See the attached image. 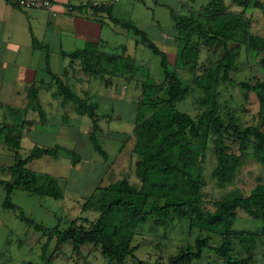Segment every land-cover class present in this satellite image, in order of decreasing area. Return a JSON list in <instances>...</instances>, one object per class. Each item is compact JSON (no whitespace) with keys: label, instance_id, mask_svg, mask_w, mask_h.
<instances>
[{"label":"trees","instance_id":"16d2710c","mask_svg":"<svg viewBox=\"0 0 264 264\" xmlns=\"http://www.w3.org/2000/svg\"><path fill=\"white\" fill-rule=\"evenodd\" d=\"M204 1L196 10L182 5L180 8H185L187 14L170 11L179 47V63L174 69L144 32L111 17L112 5L91 6L94 13H105L113 23L134 33L139 43L153 54L161 56L163 77L152 79L147 64L126 55L124 48L119 54L103 51L102 41L88 43L84 49L65 55L78 64L87 82L96 79L108 88L113 85L112 80L121 79L122 85L134 83L139 95L135 97L133 130L126 138L133 142L128 173L113 182L101 180L80 205L79 212L95 213V220L81 219L79 221L86 225L77 226L78 212L66 228L60 229L59 224L46 228L26 218L22 212L19 214L21 220L46 238L43 248L54 239L57 250L69 244L76 255L81 254L82 247L92 245L107 264H159L136 258L139 248L136 237L140 235V226L152 217L165 221L171 214L186 226L188 236H193V244L183 246L168 264L199 260L205 251L214 254L220 264H251L257 241L264 239V181L256 179L247 195L235 191L213 200L211 209L205 206L202 190L209 153L214 162L212 177L220 185L235 179L244 159L252 157L264 167V37L251 33V24L245 15L252 3L261 9L262 6L258 0H233L241 10L229 12L223 0ZM188 2L194 4L196 0ZM203 44H218L224 53L198 74ZM242 48L246 55L254 52L260 56L261 72L252 82L236 83L229 73L237 66ZM179 69L187 70L190 78L181 79ZM54 81L63 100L72 102L77 113L91 120L89 140L93 150L106 161L107 153L92 137L100 120L97 103L90 101L87 94L82 98L78 96L61 77ZM225 83L246 89V96L254 95L259 125L254 122L240 126L232 116L224 118L219 114L220 87ZM196 92L199 93L198 106H193L191 112L179 110L177 104ZM63 150L59 146L36 147L25 160L5 168L13 177L12 181L4 183L5 208L19 210L10 200L14 188L60 199L56 180L27 169L26 164L41 156L57 157ZM64 151L71 165L76 166L79 162L76 154ZM131 176L137 179L136 184L131 183ZM238 210L260 220L262 227L257 231L231 229ZM213 239H218L217 245H212ZM46 264H51V258Z\"/></svg>","mask_w":264,"mask_h":264},{"label":"rangeland","instance_id":"374dc122","mask_svg":"<svg viewBox=\"0 0 264 264\" xmlns=\"http://www.w3.org/2000/svg\"><path fill=\"white\" fill-rule=\"evenodd\" d=\"M223 1L227 11L241 10L233 0ZM204 2V0H196L194 4H189L188 0H117L112 5L111 17L116 22L129 23L144 32L147 38L164 53L169 67L174 69L179 63L177 61L179 47L172 30L173 20L170 11L187 14L185 8H180L182 5L196 10ZM258 2L262 9L252 3L245 15L249 18L251 33L264 37V0ZM79 25L78 28L86 30L94 42H103L102 50L105 52L119 54L123 46L126 55L147 64L152 79L159 80L163 77L160 66L161 56L153 54L140 44L139 38L134 33L126 31L120 24L116 25L111 19L103 16L100 22L79 21ZM223 53L222 46L218 44L215 46L203 44L198 74L204 66H211ZM259 72H261L260 56L254 52L246 55L242 48L237 66L230 71L229 76L236 83L252 82ZM178 75L183 80L190 78L185 69H179ZM64 81L68 82L71 90L78 96L82 98L83 95L88 94L89 100L97 103L100 120L98 129L92 137L107 153V159L104 161L100 153L95 152L91 146L89 141L91 120L87 116L77 113L72 102L63 106L61 100L45 101L49 112L44 128L54 127V132L47 134L30 132L28 137L22 140V156H29L32 147L59 146L74 152L79 162L76 166H72L69 155L63 150L57 157L41 156L27 163L29 170L56 180L61 198L56 200L41 196L26 197L24 193L20 195L16 192L13 201L19 205V210L5 209L4 213H0L2 221L0 264H46L50 258L51 264H107L99 250L93 249L92 245L82 247L80 255H76L69 244L57 250L54 239L43 248L46 238L41 239L39 234L33 236L34 232L29 229L27 222L19 218L22 212L26 218L44 227L53 228L59 224V228L64 229L78 215L83 198L89 196L101 180L103 183L113 182L124 177L130 169L133 142L127 141L126 138L133 130L135 97L139 95V89H134V83L122 85L121 79L112 80L113 85L108 88H105L102 81L96 79H91L88 83L87 80L81 81L76 77H69ZM246 92V89L239 85L232 86L228 83L222 85L219 114L224 118L232 116L240 126L254 122L259 125L260 119L256 117L257 100L252 94L246 96ZM197 97H199L198 92L190 95L184 102L177 104L178 109L191 112L193 106H198ZM58 103L60 107L57 109ZM231 147L235 149V146L231 145ZM211 155L208 154L205 163V185L202 190L207 208L211 209L210 203L213 200L232 195L235 191L247 195L256 179L260 178L264 181V167L254 158L249 157L242 161L232 182L220 185L211 174L214 165ZM130 181L132 184L137 183L134 176L130 177ZM96 217L97 214L92 212H79L77 218L80 219L76 218V225L84 226L86 223L79 220H95ZM261 227L260 220L248 216L241 210L237 211L231 223L233 230L257 231ZM139 233L140 235L136 237V242L139 243L136 258L140 261L168 264L183 246L188 243L193 244V236H188L186 226L171 214L165 221L152 217L140 226ZM217 244L218 239H213L212 245ZM187 264H220V260L214 254L205 251L201 259ZM251 264H264V239L257 241Z\"/></svg>","mask_w":264,"mask_h":264},{"label":"crops","instance_id":"0c3cea01","mask_svg":"<svg viewBox=\"0 0 264 264\" xmlns=\"http://www.w3.org/2000/svg\"><path fill=\"white\" fill-rule=\"evenodd\" d=\"M116 2L52 0L50 10H23L0 0V213L7 209L4 206L7 195L4 183L13 180L5 168L28 157L21 154L22 140L30 132H54V127L44 128L49 112L45 101L61 100L63 106L70 102H65L59 94L55 78L86 80L78 64L65 56L94 42L86 30L78 28L79 21L100 22L107 15L94 13L91 6L114 5ZM57 105L58 109L60 105ZM16 192L26 197L39 196L14 188L10 200L17 207L19 205L13 201ZM28 227L33 230V236L39 234L41 239L44 238Z\"/></svg>","mask_w":264,"mask_h":264},{"label":"built area","instance_id":"2783aa9c","mask_svg":"<svg viewBox=\"0 0 264 264\" xmlns=\"http://www.w3.org/2000/svg\"><path fill=\"white\" fill-rule=\"evenodd\" d=\"M5 1L23 10H31V9L50 10L52 6V0H5Z\"/></svg>","mask_w":264,"mask_h":264}]
</instances>
